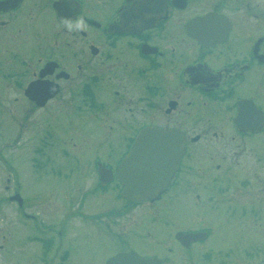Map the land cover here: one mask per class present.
<instances>
[{
    "label": "flooded vegetation",
    "instance_id": "1",
    "mask_svg": "<svg viewBox=\"0 0 264 264\" xmlns=\"http://www.w3.org/2000/svg\"><path fill=\"white\" fill-rule=\"evenodd\" d=\"M34 82L58 88L45 106L68 94L63 102L74 98L75 111L123 120V151L116 163L103 162L112 171L110 181L102 182L100 159L94 161L95 187L104 192L119 189L117 167L141 129L181 130L186 152L179 170L161 196L146 202L159 201L174 187L194 144L224 135L216 129L221 121L231 130L226 140L242 141L243 149L264 136V127L243 132L235 124L243 100L264 111V0H0V88L7 85L25 95ZM172 120L208 122L201 133H192ZM38 146L33 170L39 166ZM193 158L194 163L199 156ZM57 173L62 172L51 175ZM134 202L123 199V210ZM18 206V220L25 219L20 223L30 229L23 238L39 245V257L49 254L54 263L56 234L61 236L66 221L57 229L56 223H41L28 213L24 200ZM73 245L65 244L61 263H72Z\"/></svg>",
    "mask_w": 264,
    "mask_h": 264
},
{
    "label": "rangeland",
    "instance_id": "2",
    "mask_svg": "<svg viewBox=\"0 0 264 264\" xmlns=\"http://www.w3.org/2000/svg\"><path fill=\"white\" fill-rule=\"evenodd\" d=\"M3 86L0 264H47L50 258L49 254L39 257V245L23 238L30 229L22 227L25 219L18 220V204L8 200L15 190L39 222L56 223L58 229L66 221L61 236L56 234L58 253L52 264H80L82 260L81 264H105L107 257L122 249L166 257L164 264H264V136L243 149L242 141L226 140L231 130L221 121L216 129L224 135L194 144L174 187L161 200L134 203L123 210L118 190L104 192L101 186L95 187L94 167L96 158L116 163L124 148L123 120H99L93 113L75 111L74 98L63 102L68 94L38 107L23 92ZM172 121L182 122L192 133H201L208 122ZM38 142L40 163L33 170ZM197 156L193 163L192 157ZM236 161L241 164L237 166ZM54 170L62 173L51 175ZM187 230L208 235L184 247L174 234ZM60 239L74 243L72 263L59 261L67 243L61 246Z\"/></svg>",
    "mask_w": 264,
    "mask_h": 264
},
{
    "label": "water",
    "instance_id": "3",
    "mask_svg": "<svg viewBox=\"0 0 264 264\" xmlns=\"http://www.w3.org/2000/svg\"><path fill=\"white\" fill-rule=\"evenodd\" d=\"M56 86V85H55ZM58 88L51 84L34 82L26 90V95L37 105L44 106ZM242 130L257 132L264 126V113L258 111L251 101L240 102V113L235 121ZM185 137L176 128L162 129L157 126L143 128L133 147L123 158L117 168V177L123 185L122 197L128 200L144 201L156 198L166 189L180 165L185 153ZM99 173L103 183L112 179V171L99 163ZM22 199L19 195L13 197ZM205 232L177 234V238L184 245L202 239ZM163 259L157 257H143L136 251L118 253L110 257L106 264H158Z\"/></svg>",
    "mask_w": 264,
    "mask_h": 264
}]
</instances>
